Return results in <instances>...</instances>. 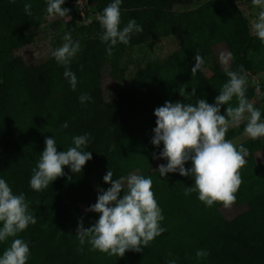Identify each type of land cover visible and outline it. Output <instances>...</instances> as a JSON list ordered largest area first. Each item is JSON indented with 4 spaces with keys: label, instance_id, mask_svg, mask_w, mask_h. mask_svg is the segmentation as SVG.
Wrapping results in <instances>:
<instances>
[{
    "label": "trees",
    "instance_id": "trees-1",
    "mask_svg": "<svg viewBox=\"0 0 264 264\" xmlns=\"http://www.w3.org/2000/svg\"><path fill=\"white\" fill-rule=\"evenodd\" d=\"M73 2L85 6L89 18L83 25L73 6L71 19L64 23L67 30L76 25L84 30L81 55L71 64L78 80L75 91L51 51L34 59L17 54L35 42L34 30L47 23L45 0H0V177L14 193H24L36 217L34 225L19 233L29 245L27 264H169L170 260L176 264H264V158L253 161L255 153L264 152V137L236 145H243L247 156L239 170L242 183L233 205L246 209L234 218L220 214L222 204L209 208L196 193L186 195L191 178L178 173L161 178L153 171L146 176L152 178L151 190L164 216L161 226L166 231L161 236L142 252L127 251L120 258L92 251L87 242L80 245L76 236L78 221L88 227L98 218L86 209L96 202L98 188L110 186L103 183L108 169L118 179L156 161L152 156L160 149L150 144L154 109L165 101L192 103L204 98L213 103L228 70L243 67L252 80L264 72V45L250 34L242 7L248 0H210L196 8H191L193 0H123L121 27L135 19L143 32L133 35L128 45L117 44L111 55L99 41L100 26L89 12L102 11L110 0H65L62 7L68 9ZM26 3L31 5V15L24 13ZM169 36L177 41L173 53L145 63L126 88L110 98L105 95V71L115 78L126 50ZM219 44L231 53L228 68L213 67L209 76L202 67L193 71L194 53L199 52L204 61ZM192 89L194 97L188 95ZM246 89L249 100L253 93L249 83ZM82 93L91 100L79 103ZM229 104L235 106V98ZM228 106H221V114ZM65 122L67 129L61 127ZM243 128L244 123L231 128L225 138L234 140L244 134ZM84 133L91 135L86 150L92 151V159L81 173L65 168L64 175L47 189L31 190L28 181L45 137L56 139L59 152L67 150L74 135ZM12 239L0 243V254ZM199 249L206 250L207 257L198 259Z\"/></svg>",
    "mask_w": 264,
    "mask_h": 264
},
{
    "label": "clouds",
    "instance_id": "clouds-1",
    "mask_svg": "<svg viewBox=\"0 0 264 264\" xmlns=\"http://www.w3.org/2000/svg\"><path fill=\"white\" fill-rule=\"evenodd\" d=\"M123 0L110 2L95 14L100 26L99 41L106 45L105 51L111 55L117 44L128 45L132 36L143 32L142 25L135 19H129L121 27V4ZM256 10L249 18L250 34L264 45V0H248ZM45 14L71 19L69 9L62 7L65 0H45ZM24 13L31 15V5H24ZM62 44L51 50V57L64 68L63 77L75 91L77 76L71 64L81 51V43L74 40L70 31H65ZM231 53H221L222 64L229 63ZM193 71L203 64L199 52L194 53ZM227 80L223 83L213 103L198 98L192 103L165 101L153 111L155 127L152 129L150 144L159 148L153 154V160H163L155 172L161 178L166 174L178 173L189 177L192 185L185 194L196 193V198L205 207L219 203L227 207L235 203L242 179L239 170L246 164L247 149L237 147L226 134L230 127L244 123L243 133L256 140L264 137V117L246 97L247 73L243 67L226 72ZM196 95L195 89L188 94ZM235 98L236 105L230 101ZM78 102L85 104L91 100L88 93L78 96ZM225 107L221 114V106ZM63 129L69 127L65 122ZM92 142L90 133L74 135L67 150L57 151L56 139L45 137L44 148L32 169L28 181L29 188L39 192L64 175L68 168L73 174L81 173L86 162L92 159V151L86 150ZM190 162V167H185ZM103 183L110 185L106 190L98 188L96 202L86 209L98 214L95 223L84 227L78 221L76 236L80 245L86 242L90 250L107 253L109 256L123 257L127 251L142 252L156 237L166 229L161 226L164 220L152 189V178L130 172L118 179H113V172L108 169L103 176ZM36 217L29 210L23 192L16 194L9 183L0 177V243L9 238L10 245L0 254V264H27L30 256L28 243L19 237V233L36 223ZM171 255V253L169 254ZM198 259L205 258L208 252L199 249L195 253ZM169 264H176L170 260Z\"/></svg>",
    "mask_w": 264,
    "mask_h": 264
},
{
    "label": "rangeland",
    "instance_id": "rangeland-1",
    "mask_svg": "<svg viewBox=\"0 0 264 264\" xmlns=\"http://www.w3.org/2000/svg\"><path fill=\"white\" fill-rule=\"evenodd\" d=\"M208 1L210 0H193L191 8H196ZM82 7L85 8V6ZM242 7L247 20L249 21V18L256 14V10L250 3H247ZM68 9V15L71 17L73 6H69ZM89 12L91 15H95L93 14V12H95L94 9L93 11L89 10ZM65 22L67 21H65L63 18L48 16L47 23L34 30L37 33L35 42L31 45L23 47L17 52V54L22 55L27 59H34L45 51H51L53 48L59 47L62 44V36L65 31H70L73 39L79 40L81 43V40L84 36V30L81 29V26L76 25L73 29L67 30L64 27ZM177 48V41L173 36L164 37L159 40H153L144 46L136 45L129 48L123 53L122 57L119 60V71L117 72L115 78L109 75V70L105 71L103 79V89L105 95L110 98L116 91L126 88L129 84V80L139 67H142L149 61H155L165 58L166 56L173 53ZM227 52V47L224 44H219L213 47V54L208 59L204 60L203 64L201 65L203 74L205 76H209L211 74L210 69L213 67L219 68L221 70L228 68L229 63L225 65L220 61L221 53ZM80 55L81 51L78 53L77 57L74 60L78 59ZM247 83H249L253 91L252 97L249 99V101L252 102L256 107H259L261 111L264 110V72L257 75V78H255V80L247 77ZM233 127L235 126L230 127L229 130ZM247 138L248 137L243 134L231 141L234 145H237ZM263 158L264 152L262 151L257 152L253 155V161L255 163L260 162L261 160H263ZM162 163H166V161L158 159L150 164L134 170L133 172H137L138 170V174L146 176L155 171L157 166ZM187 167H190V164ZM245 209V206H237L232 204L227 207H220L219 212L224 218L232 219L238 214L245 211Z\"/></svg>",
    "mask_w": 264,
    "mask_h": 264
},
{
    "label": "built area",
    "instance_id": "built-area-1",
    "mask_svg": "<svg viewBox=\"0 0 264 264\" xmlns=\"http://www.w3.org/2000/svg\"><path fill=\"white\" fill-rule=\"evenodd\" d=\"M72 6L75 7L76 12L79 14L82 20L83 25H87L89 23V18L86 17L84 13V7L79 2H73Z\"/></svg>",
    "mask_w": 264,
    "mask_h": 264
}]
</instances>
